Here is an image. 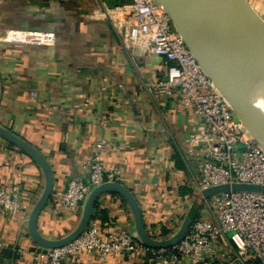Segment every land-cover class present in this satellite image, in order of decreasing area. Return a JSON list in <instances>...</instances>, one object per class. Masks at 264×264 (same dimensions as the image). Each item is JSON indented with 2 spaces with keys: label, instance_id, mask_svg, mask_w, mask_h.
Returning a JSON list of instances; mask_svg holds the SVG:
<instances>
[{
  "label": "crops",
  "instance_id": "1",
  "mask_svg": "<svg viewBox=\"0 0 264 264\" xmlns=\"http://www.w3.org/2000/svg\"><path fill=\"white\" fill-rule=\"evenodd\" d=\"M131 1L0 0V125L36 147L52 169L53 191L37 221L46 238H63L78 225L85 203L68 213L59 195L73 178L88 179L83 163L101 140L108 144L104 160L121 170L119 182L137 199L155 239L175 235L197 196L189 137L198 116L153 86L166 74L164 60L125 42L101 14ZM247 1L264 18V0ZM9 29L53 31L57 42L4 41ZM45 185L35 158L0 135V186L18 191L23 202L21 213L0 209V264H30L29 252L42 247L29 218ZM98 202L91 222L107 235L126 229L141 241L120 194L105 192ZM149 258L137 253L105 264H148ZM80 264H96L95 258L85 255Z\"/></svg>",
  "mask_w": 264,
  "mask_h": 264
},
{
  "label": "built area",
  "instance_id": "2",
  "mask_svg": "<svg viewBox=\"0 0 264 264\" xmlns=\"http://www.w3.org/2000/svg\"><path fill=\"white\" fill-rule=\"evenodd\" d=\"M101 14L125 42L142 54L164 60L166 74L153 86L162 95L178 96L180 109L198 116L199 125L189 137V152L196 159L191 179L196 195L222 184L264 186L263 146L236 119L231 103L190 51L160 1L132 0ZM1 39L37 45L57 42L53 31L23 29H9ZM107 146L106 141H99L95 154L83 163L87 180L73 178L60 192V203L68 213L79 211L95 187L120 181L121 170L104 160ZM0 209L21 213L20 193L0 186ZM137 253L150 254L148 264H264V192L227 191L205 198L185 237L172 247H149L126 229L107 235L94 220L62 247L29 252L30 264H80L85 255L93 256L96 264H105L110 257L133 258Z\"/></svg>",
  "mask_w": 264,
  "mask_h": 264
},
{
  "label": "water",
  "instance_id": "3",
  "mask_svg": "<svg viewBox=\"0 0 264 264\" xmlns=\"http://www.w3.org/2000/svg\"><path fill=\"white\" fill-rule=\"evenodd\" d=\"M159 1L169 13L188 48L204 71L231 103L236 112V119L242 121L264 148V69L239 48L207 7L197 8L194 0ZM230 1L248 22L264 48V21L262 18L255 13L247 0ZM246 4L252 10L248 9ZM0 135L32 155L45 173V189L29 218V231L32 238L45 248L62 247L78 238L90 224L96 202L105 192L118 193L127 201L134 215L139 239L152 248L172 247L181 241L193 220L198 216L205 198L227 191L264 192V186L256 184L233 183L208 187L197 194L178 232L169 239L160 240L152 237L146 230L142 210L133 193L120 182L108 181L90 192L85 201L81 219L73 231L63 238L49 239L40 233L37 221L53 191L52 169L36 147L1 125Z\"/></svg>",
  "mask_w": 264,
  "mask_h": 264
},
{
  "label": "bare ground",
  "instance_id": "4",
  "mask_svg": "<svg viewBox=\"0 0 264 264\" xmlns=\"http://www.w3.org/2000/svg\"><path fill=\"white\" fill-rule=\"evenodd\" d=\"M194 4L197 8L207 7L239 48L264 69V48L260 39L230 0H194ZM246 7L252 10L247 4Z\"/></svg>",
  "mask_w": 264,
  "mask_h": 264
},
{
  "label": "rangeland",
  "instance_id": "5",
  "mask_svg": "<svg viewBox=\"0 0 264 264\" xmlns=\"http://www.w3.org/2000/svg\"><path fill=\"white\" fill-rule=\"evenodd\" d=\"M253 9H254V8H253ZM254 10H255V13H256L260 18H262V20L264 21V18L260 15V13H259L256 9H254ZM261 45H262V43H261ZM193 203H194V201H193ZM191 207H192V206H191ZM198 214H199V213H198ZM182 223H183V221H182ZM182 223H181V224H182ZM181 224H180V225H181ZM180 225L177 226V230H176L177 232H178V230H179L180 227H181ZM176 231L174 232V234L177 233Z\"/></svg>",
  "mask_w": 264,
  "mask_h": 264
},
{
  "label": "trees",
  "instance_id": "6",
  "mask_svg": "<svg viewBox=\"0 0 264 264\" xmlns=\"http://www.w3.org/2000/svg\"><path fill=\"white\" fill-rule=\"evenodd\" d=\"M98 206H99V202L97 201L95 207L98 208ZM94 214L96 215L97 213H94ZM95 215H93V216H95ZM164 234H168V233L165 232Z\"/></svg>",
  "mask_w": 264,
  "mask_h": 264
}]
</instances>
